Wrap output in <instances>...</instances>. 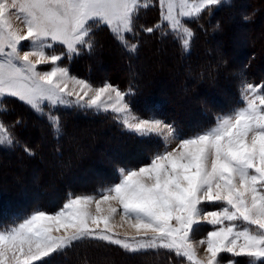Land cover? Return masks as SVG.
I'll use <instances>...</instances> for the list:
<instances>
[{
	"label": "snow or ice",
	"instance_id": "snow-or-ice-1",
	"mask_svg": "<svg viewBox=\"0 0 264 264\" xmlns=\"http://www.w3.org/2000/svg\"><path fill=\"white\" fill-rule=\"evenodd\" d=\"M227 3L159 0L160 22L140 30L171 35L190 52L196 34L187 21ZM149 6L148 0H0V115L7 110L5 98L15 97L46 118L56 138L63 127L55 110L65 107L111 113L129 133L163 142L147 163L118 168V181L69 195L55 212L36 209L0 228V264H37L86 240L128 254L166 250L185 264H240L236 258L264 264V83L241 79L240 104L184 134L174 123L136 115L126 99L131 88L95 86L62 63L91 53L101 27L135 52L139 45L128 37L137 36L138 16ZM16 143L0 121V146ZM202 224L211 230L196 240ZM125 225L132 234L121 236L116 229ZM197 244L206 245V262L198 258Z\"/></svg>",
	"mask_w": 264,
	"mask_h": 264
},
{
	"label": "rangeland",
	"instance_id": "rangeland-1",
	"mask_svg": "<svg viewBox=\"0 0 264 264\" xmlns=\"http://www.w3.org/2000/svg\"><path fill=\"white\" fill-rule=\"evenodd\" d=\"M148 2L150 6L146 9H142L140 11V14H144V12H149L150 17H152L153 15V20H151L152 23H150L152 26L160 22L159 0H148ZM261 3L262 2H257V0H230V3H227L223 6L213 7L210 13L208 11H205L202 14L201 18L204 17L206 19L207 17V20L213 19L214 25L219 23L221 26L220 30H214V28L212 29V33H215L218 38L216 40L215 46L211 48L214 52H217L218 56H230L231 53L225 51L228 47L232 50V52L236 51V57H241L240 55H243L247 48L249 51V54L247 56V62L237 63L235 62L236 58L234 56L233 59L228 57V60H230L231 63L227 60L226 62H220L219 60H216L212 64L208 62L202 63V67L204 69L202 73L203 75L199 72V74L202 76L194 74L191 68L186 70L181 69L182 62L175 59V51L173 50V48H171V50L169 51L156 47L154 48L153 38H148L151 35L145 32L142 33V31H139L138 29L137 36L134 38L129 36L128 39L130 42L134 40L136 43H138L139 46L135 52H138L137 50L141 48V43L143 42V39L149 40L145 47L140 49L141 55H144V60H141L135 64V68L138 70L139 76L144 78V90L151 88L154 90V88H160L162 92L160 94H163L166 98H170L171 96L175 101H178L180 103L181 106H179L178 108L180 111L179 114H181L183 117L193 115L194 109L197 111L200 105L208 106L210 104H213L211 102L212 94H215V96H218L222 100L220 102L222 103L221 106L224 104L231 103L229 110L232 109L234 106L240 104L241 79L248 78L247 80L249 82H252L254 84H261L257 81L254 82V79L249 77V71L251 70V67L252 69H254V66L256 67V65H258L257 71L260 73H264V15L261 16L258 11H252L254 9L252 7L256 5H258V9H261ZM229 6L235 7V13L228 18L226 17L222 19V17L218 14H220V12L228 13ZM259 12L261 13V11ZM245 16H249L250 19L245 20ZM234 17H236L239 22L236 21ZM199 20L195 22L187 21V23L193 29L195 34V26L198 27L200 25L198 24ZM15 23L17 27L20 26L19 22ZM165 31H167L166 28ZM159 34L160 33L158 32L156 36L159 37ZM225 36L226 38H229V43L226 44V46L225 43H223V38ZM106 38L108 39L107 41L110 42V46L108 48H102L101 43H103L104 39ZM112 39L118 41L107 27H101L95 32L96 46L91 53L84 51L81 55L75 57L71 61L65 59L64 61H62V63L66 64L70 68V73L72 75L81 79L88 80L95 86H100L104 82H108L111 83L113 86L118 87L115 82V75H122L123 70L121 69V62L118 61L120 59V53L117 52L115 46H113L114 42ZM192 47L193 46H191V49ZM57 51H62V49L57 46ZM135 52H133L134 55ZM256 57L259 58L254 60ZM116 59L118 62L116 61ZM38 67L43 70H48L51 65H39ZM89 67H92L95 73V79H93L92 81L91 79L87 78ZM216 75H219L217 76L218 79H221L223 81L222 85H220L216 90H213L214 83H210L215 80ZM198 81L212 87L201 90L198 86ZM70 87H72V85H70ZM72 99H75V97H72ZM126 99L128 100L132 111L139 117L150 118L155 116L156 118H159L168 123L164 118L160 117L159 114L148 116L143 115V113H139L137 109L132 105L130 97H126ZM5 103L7 110L3 115H0V121H2L4 126L15 137V139L18 140V130L16 129V127L17 125L21 124V117L23 116L27 119L32 118V120H29L30 125L27 128V130L29 131H22L21 134L25 136V138L28 139L30 142L35 143L36 149L42 150L41 154L46 157L44 159L47 160L49 164L48 168H42L43 171H40L33 162H30L28 165H26L27 163L25 164L24 161L14 162L11 159L13 158V155H10L8 157V152L11 149L15 148L17 143L14 144L12 147L0 146V186L5 189L15 187L14 189L16 190L17 188H20V194L23 193V195L25 196H31L32 198L27 196V199L30 198L31 201L41 202L45 199V194L47 190L41 184V172L48 173L50 179L52 180V183L49 185V190L51 191L55 190V180L59 179L78 187L77 189H74L72 191V194L70 193L69 195L94 193L97 188L104 186V184L102 185L100 183L103 181V178L108 175L107 171L112 163H118L117 169L120 167H138L140 166L141 162H144V160H146L147 155H143L141 153L146 148L150 150L149 153L147 152L149 157L156 150L163 148V142L160 138H141L132 133H129L116 120L113 119L111 113L103 114L96 113L90 110H82L79 108L61 107L56 109L55 113L60 117L62 127L64 126L63 134L65 133L63 117H65V115H68L67 113H69L72 114V120L74 119L76 121L71 123L72 125L68 129L69 134L68 132H66V134L69 135V138H71L74 142L72 143V145L70 144L68 148L74 147V150H76L75 148H78L75 153L68 157V159L67 157L65 158L67 160L63 162H56L54 154L55 151L49 144V138L46 135V132L42 129L40 125L33 121V117H38V115L35 114L29 108V106H27L15 97H6ZM217 104L218 102L215 103V105L213 104V106H219ZM184 106H186V108ZM45 110L47 111V108ZM80 117L81 122H78L80 120ZM41 118L46 119L44 117ZM6 119H9V122H7ZM89 119H101V122H87ZM12 120H15L14 123H12ZM117 127L121 128L122 131L129 133V136L131 135V137L136 138V140H132L133 143H136V147L133 146L134 148L127 149L125 148L126 146L121 145L122 140H110V137L108 135L112 134V129H114V131L116 132V130L118 129ZM172 146L175 147V144H173ZM131 150H134V152H131ZM44 159L40 158V161H43ZM74 159L75 164L72 165L73 162L71 163V161H73ZM122 160H135L134 164L136 166L129 165V163H124L125 161ZM71 166L74 167V170L68 173L65 168ZM85 166H88V168ZM116 181H118V177ZM116 181L114 180L111 183ZM24 193H27V195ZM59 197L60 194H55L51 199H49L48 203L51 204L55 202L56 200H58ZM205 206L209 209H211L212 207L211 205ZM60 207H58L57 209H59ZM57 209L47 211L51 213L55 212ZM115 222L117 225H119V217L116 218ZM0 228L4 227L0 226ZM209 230H211L210 225H200L194 238L196 240L203 238ZM116 231L119 232L121 236H123L125 232L132 234L131 230H129L126 225L123 228L118 227ZM106 244L107 243L95 240H86L76 244L74 247H76V251L82 249V254L85 253L94 257L95 264H97V261H99L100 264H162L160 263V260L163 256L165 257V260L167 258H178L175 255L173 257L174 253L171 254V252H168L166 250H160L161 254H157L158 256L148 257V260L154 258V261L152 262L150 261L149 263H147L148 261L145 262V260L147 259H143V257H140L128 263V260L124 259L121 255H118L113 250L106 248ZM196 250L198 258L206 262V245L201 246L197 244ZM143 253L144 252L137 253L136 256H141V254ZM61 254H53L51 257L45 258L42 261H38L37 264L43 261H47L52 257H57ZM82 254H77L75 257H72V259H70L69 263L63 264L79 263V258ZM222 255L224 256L225 260H228L230 258L229 254ZM178 259L180 260L182 258ZM236 259L240 261V264H245V258ZM54 263L55 262H53L52 264ZM179 264H185V262L183 261V263L180 262Z\"/></svg>",
	"mask_w": 264,
	"mask_h": 264
},
{
	"label": "trees",
	"instance_id": "trees-1",
	"mask_svg": "<svg viewBox=\"0 0 264 264\" xmlns=\"http://www.w3.org/2000/svg\"><path fill=\"white\" fill-rule=\"evenodd\" d=\"M257 2H262V7L261 9H258V5L252 7L254 8L252 11H258V13L263 16L264 15V0H257ZM252 6V3H251ZM228 7V6H227ZM234 8V9H233ZM251 8V9H252ZM229 12L228 13H224V12H220V14H218L219 16L223 18H228L230 16H232L235 13V7L233 6H229ZM233 9V11H232ZM261 11V13L259 12ZM252 12V14H253ZM149 12H144V14H140L138 16L137 19V30H140V26H151L150 23L151 20H153V15L152 17L149 16ZM250 14V15H252ZM157 15V14H156ZM260 16V17H261ZM236 19V17H234ZM233 18V21H234ZM258 18V17H257ZM255 19V18H254ZM236 21H238L236 19ZM259 21V20H258ZM154 22V21H153ZM239 22V21H238ZM257 22V19H256ZM214 20H207L204 17H202L199 20L200 24L198 27L195 26V30H196V36L195 39L192 43V49L190 52H185L181 46L177 43L176 39L173 38L171 35L168 36H161V34H159V37L156 36L158 32H155L153 34H150L151 36H149L148 38H153V43H154V48H160V49H164V50H171V48H173L174 55H175V59L181 61V69L186 70V69H192L193 73L198 75V76H202L203 74V67H202V63H214L216 60H219L220 62H223L226 60H228L229 58H232L235 56V52H232L231 49H229V47L225 50L228 53H231L230 56L228 57H220L217 55V52H214L212 50L211 47L215 46L216 40L218 38V36L215 33H212V29L214 26ZM247 25V24H246ZM142 33H144L142 31ZM148 36V35H147ZM224 36V35H223ZM201 39H200V38ZM222 38V36H221ZM110 39V38H109ZM147 39V38H146ZM108 39H104L103 43H101V47L102 48H108L110 46V42L107 41ZM113 40V46H115L117 52L120 53V59L118 61L121 62V66H122V75H115L116 76V85L119 87V89L121 90H128L129 88L132 89L133 95L130 96V101L132 103V105L137 109V111L139 113H143V115H148V116H152L154 114H159L160 117L164 118L168 123H174V126L177 128L178 131L184 133V134H191L194 131H199L201 128L203 127H207L210 124H212L215 120V117L218 114L227 112L230 108V104H224L221 106L222 103H220L222 100L218 97L215 96V94H212L211 97V102L215 105V103L218 102L217 105L219 106H213V104L210 105H200L197 109V111L194 109L193 111V115H189L188 117H183L179 111V106L180 103L178 101H175L171 96L170 98H166L162 93L160 88H154V90L151 89H146L144 90L143 87V80L144 78H142L141 76H139L138 74V70L135 68V64L138 63L141 60H144V55H141V48L145 47V45L147 44V42L149 40H144L141 43V48H139L137 51L135 52V55L133 54V52L127 51L126 48L121 45V43H119L118 41H115V39ZM223 43L226 44L229 43V38H226V36L223 38ZM150 43V42H149ZM153 48V50H154ZM140 50V51H139ZM248 48L247 50H245V52L243 53V55H240L241 57H236L235 62H247L248 59ZM143 56V57H142ZM261 56V55H260ZM259 58V57H258ZM257 57L254 59H258ZM221 59V60H220ZM117 61V59H116ZM117 61V62H118ZM231 63V61H230ZM257 66H254V69H252L249 71V77L254 79V82L257 81L259 83H264V73H260L257 71ZM189 67V68H188ZM94 69L92 67H89L88 70V74H87V78L91 79V81L93 79H95V73L93 71ZM202 74L200 75L199 74ZM251 74V75H250ZM219 75H216V77ZM215 80H213V82H211L210 84L214 83V87L213 90H216L220 85H222V81L221 79H218V77ZM248 79V78H247ZM204 80V79H203ZM97 81V79H96ZM198 86L200 87L201 90H204L206 88L212 87L209 86L207 84H204L202 82L198 81ZM173 94V93H172ZM217 97V98H216ZM213 100V101H212ZM215 102V103H214ZM149 105V107H148ZM186 108V106H184ZM183 107V108H184ZM182 108V107H181ZM184 108V109H185ZM68 115H65V117H63V122L65 125L64 131L65 133L60 137V138H55L52 129L49 126V123L47 121V119H42L41 117H33V121H35L38 125H40L42 127V129L46 132V135L49 138V144L50 146L53 148V150L55 151V161L56 162H63L65 160L68 159L69 156H71L73 153H75L77 151V148H75L76 150H74V147H69L68 146L73 142V140L71 138H69V127L72 125L71 123L76 122L74 119L72 120V114L67 113ZM197 114V115H195ZM158 115V116H159ZM29 118V117H28ZM65 118V119H64ZM29 120H32V118H25V117H21V124L17 125L16 129L18 130L17 134V145L15 148L11 149L8 152V157L10 155H13V158H11L14 162H22L24 161L26 165H28L30 162H33L37 168L40 171H43L42 168H48L49 164L47 162V160H45L44 158H46L43 154H41L42 150H38L35 147V143L30 142L28 139L25 138V136H23L21 134V132H25V131H29L27 130V128L30 125ZM83 120V119H82ZM7 122H9V119H6ZM15 120H12V123H14ZM86 121V120H85ZM78 122H81V117L80 120ZM87 122H101V119H89ZM32 124V123H31ZM22 126V127H20ZM24 126V127H23ZM115 126V125H113ZM64 127V126H63ZM118 128V127H117ZM119 129V130H118ZM116 130V132L114 131V129H112V134H109L108 136L110 137V140H122L121 145L122 146H126L125 148L127 149H131L134 148L133 146L136 147V143L132 140H136V138L131 137V135L129 136L127 132L122 131L121 128H118ZM66 132H68V134H66ZM20 136V138H19ZM22 136V137H21ZM108 137V138H109ZM141 144V143H140ZM139 144V145H140ZM138 145V146H139ZM27 147L29 149H31V151L33 150L34 155H29L24 151V148ZM150 150H148L147 148L141 152L143 155L146 154V160H144V162H147L149 159V153ZM131 152H134V150H131ZM148 152V153H147ZM153 152V151H151ZM67 157V159H65ZM40 158H43V161H40ZM125 161L124 163H129V165H133L136 166L135 160H131V161H127V160H122ZM73 162L72 165H74L75 163V159L73 161H71V163ZM140 164V163H137ZM91 166V165H90ZM88 168V166H85ZM118 167V163L114 162L110 165V167L108 168L107 174L104 178L103 181L100 184H111L112 181H116L117 177H118V173L116 171ZM64 170V169H63ZM65 170L70 173L72 172V170H74V167H66ZM42 174V180H41V184L42 186L47 190L46 191V196L45 199L42 200L41 202H36V201H31L30 198H32L31 196H27L23 195V193L20 194V188H17L16 190L13 187L10 188H3L0 186V226L2 227H6V226H11L13 224V222H17L19 221V219L23 218L24 216L29 215L33 210L36 209H44V210H55L58 207H60L62 205V203L65 201V199L67 198V196L71 193L74 189H77L78 187H76L75 185L71 184V183H66L63 180H55V190L51 191L49 190V185L52 183V180L50 179L48 173L45 172H41ZM53 174V173H52ZM54 175V174H53ZM83 179V178H81ZM86 179V178H85ZM84 179V180H85ZM98 185V184H97ZM80 193V192H78ZM55 194H60V197L58 198V200H56L55 202L49 204L48 201L49 199H51ZM25 199V200H24ZM106 248L113 250L116 254L121 255L124 259L128 260L129 262H132L133 260H136L138 258H142L143 259H147L145 260V262L149 263L150 261H154V258L151 260H148L149 256H158L159 253L156 252H144L143 254H141V256H136V254H128L126 252H124L123 250H121L118 246H114V245H109L106 244L105 245ZM116 249V250H114ZM82 250V249H81ZM81 250H77L76 251V247L68 249L66 252H63L61 255L57 256V257H52L51 259H48L47 261H43L41 263L38 264H52L53 262L55 263H69L70 259H72V257H75L77 254H82ZM86 250V249H84ZM168 253V252H167ZM158 254V255H157ZM161 254V253H160ZM173 254V253H171ZM163 255V253H162ZM174 257V254H173ZM162 264H179L180 262L183 263L182 259H169L167 258L165 260V257L163 256L160 260ZM94 262V257H92L89 254H82L80 255L79 258V263L76 264H95ZM54 263V264H55ZM97 264H100L99 261H97ZM130 264V263H129Z\"/></svg>",
	"mask_w": 264,
	"mask_h": 264
}]
</instances>
